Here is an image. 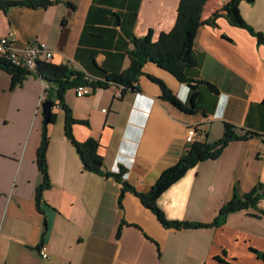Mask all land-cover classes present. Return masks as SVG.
<instances>
[{
	"label": "crops",
	"instance_id": "crops-1",
	"mask_svg": "<svg viewBox=\"0 0 264 264\" xmlns=\"http://www.w3.org/2000/svg\"><path fill=\"white\" fill-rule=\"evenodd\" d=\"M52 1L0 8V37L13 31L20 47L46 42L54 51L52 62L103 79L130 66L134 36L153 30L158 39L174 27L181 0ZM227 1L208 0L203 19ZM240 8L264 32V0H243ZM194 50L198 66L191 76L202 81L196 113L162 98L161 86L149 75L185 103L192 88L153 61L144 63L137 88L122 96L120 86L111 84L85 97L71 88L65 101L75 118L88 122L74 124L76 138L97 139L104 168H125L124 178L140 192L149 191L193 142L218 140L225 122L260 134L230 142L220 157L189 168L158 198L169 219L209 223L235 186L242 194L264 183V43L222 13L216 24L199 28ZM12 82V74L0 68V264H46L42 242L51 264H264L258 255L264 253V214L253 208L230 213L218 226L178 229L165 227L133 192L124 194L120 207L122 184L84 169L66 135L59 100L49 125L51 187L38 205L43 176L37 150L48 82L33 71L21 83ZM191 126L197 127L194 139L188 136ZM259 207L264 209V198Z\"/></svg>",
	"mask_w": 264,
	"mask_h": 264
},
{
	"label": "trees",
	"instance_id": "trees-1",
	"mask_svg": "<svg viewBox=\"0 0 264 264\" xmlns=\"http://www.w3.org/2000/svg\"><path fill=\"white\" fill-rule=\"evenodd\" d=\"M208 0H181L178 7L177 20L174 27L168 32H162L158 39H154L153 30H150L144 36H134L132 39L133 47L129 51L131 58L130 66L117 73H108L103 79H94L88 81L84 78V72L75 70L69 64H57L54 62H39L31 70L37 76L48 82L46 88V100L57 101L66 112L65 130L70 142L76 147L82 160L84 169L103 175L105 177H114L122 184L119 195V205L122 206L124 194L127 191L133 192L140 197L143 204L154 212L158 220L168 228H200L207 226H218L223 223L227 216L235 211L253 208L259 213L264 214V209L259 207V202L264 198V183L259 182L250 191L239 194L237 186L233 197L219 209L216 217L209 223L201 221L169 219L163 209L158 204V198L174 182L180 179L189 168L195 166L200 161L207 159H216L220 157L224 149L234 140H244L250 136L260 135L254 131L242 133L238 127L232 123H224V133L216 141L208 143L206 141H195L181 155L179 160L172 166L166 168L158 177L154 185L147 192H140L130 184L125 178V168L121 172H112L104 168L102 156L98 149L100 143L97 139L88 138L79 141L75 134L73 126L76 123H87L74 117L72 109L65 101L67 90L75 88L79 84H90L94 89L108 88L111 84L123 85V92L128 89H136L135 82L143 74V65L147 61H153L159 66L173 73L180 81L187 82L192 88V94L189 103L183 102L161 79L149 75V77L162 88V98L169 101L178 109L185 113L193 114L198 111L197 99L200 94L199 86L202 81L195 80L191 76V71L198 66V56L195 53L194 46L199 28L203 24H216V19L226 13L230 21L238 26L248 29L258 38L259 43H264V32L256 30L243 16L240 3L243 0H229L221 9L214 12L208 19H203V10ZM253 2L254 0H246ZM52 0H18L4 1L0 0V8L9 5H23L29 7L48 6L54 4ZM74 8L75 6L70 3ZM0 68L10 72L13 76L12 85L15 86L22 82L26 74L31 73L20 66L0 57ZM210 88L216 89L211 83H207ZM56 104V103H55ZM57 114L53 112L50 115L49 122L44 123L41 143L37 150V164L42 173L43 181L37 188V201L40 205L43 192L51 187V179L48 170L47 152L50 143L49 125L56 121ZM260 215V214H254ZM122 223H126L122 220ZM121 234V228L118 235ZM258 255L264 259V253L258 252Z\"/></svg>",
	"mask_w": 264,
	"mask_h": 264
},
{
	"label": "built area",
	"instance_id": "built-area-1",
	"mask_svg": "<svg viewBox=\"0 0 264 264\" xmlns=\"http://www.w3.org/2000/svg\"><path fill=\"white\" fill-rule=\"evenodd\" d=\"M53 49L48 43L43 41H32L24 47L17 45V39L13 31L0 37V57L12 62L13 64L26 69L27 71L33 70L39 62H51L53 59ZM84 78L88 81L98 79L89 73H84ZM121 92L118 93L122 96L124 86L119 85ZM96 89L90 84H79L75 87V92L78 97H85L92 94ZM104 111L107 109L104 108ZM197 127L191 126L188 130V136L190 139H194L196 136ZM116 172H121V168H117ZM125 175V173H124ZM40 254L46 261V264H51V254L49 246L46 242H42L39 246Z\"/></svg>",
	"mask_w": 264,
	"mask_h": 264
},
{
	"label": "water",
	"instance_id": "water-1",
	"mask_svg": "<svg viewBox=\"0 0 264 264\" xmlns=\"http://www.w3.org/2000/svg\"><path fill=\"white\" fill-rule=\"evenodd\" d=\"M54 105H55V103L52 100H45L43 102L44 123L49 122L50 115L53 113Z\"/></svg>",
	"mask_w": 264,
	"mask_h": 264
},
{
	"label": "rangeland",
	"instance_id": "rangeland-1",
	"mask_svg": "<svg viewBox=\"0 0 264 264\" xmlns=\"http://www.w3.org/2000/svg\"><path fill=\"white\" fill-rule=\"evenodd\" d=\"M193 127V126H192ZM196 127V126H195Z\"/></svg>",
	"mask_w": 264,
	"mask_h": 264
}]
</instances>
